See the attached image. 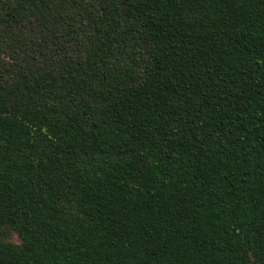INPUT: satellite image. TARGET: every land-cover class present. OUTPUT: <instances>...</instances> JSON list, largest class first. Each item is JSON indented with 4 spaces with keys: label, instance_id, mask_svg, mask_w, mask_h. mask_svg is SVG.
<instances>
[{
    "label": "trees",
    "instance_id": "1",
    "mask_svg": "<svg viewBox=\"0 0 264 264\" xmlns=\"http://www.w3.org/2000/svg\"><path fill=\"white\" fill-rule=\"evenodd\" d=\"M0 264H264V0H0Z\"/></svg>",
    "mask_w": 264,
    "mask_h": 264
},
{
    "label": "rangeland",
    "instance_id": "2",
    "mask_svg": "<svg viewBox=\"0 0 264 264\" xmlns=\"http://www.w3.org/2000/svg\"><path fill=\"white\" fill-rule=\"evenodd\" d=\"M7 241H12L15 243H19V238L16 233L10 232L8 237L6 238Z\"/></svg>",
    "mask_w": 264,
    "mask_h": 264
}]
</instances>
